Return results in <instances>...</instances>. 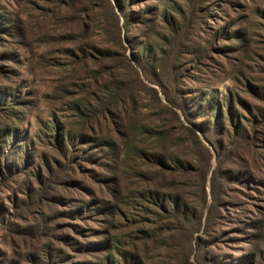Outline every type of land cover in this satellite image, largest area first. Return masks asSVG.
Listing matches in <instances>:
<instances>
[{"label":"rangeland","instance_id":"obj_1","mask_svg":"<svg viewBox=\"0 0 264 264\" xmlns=\"http://www.w3.org/2000/svg\"><path fill=\"white\" fill-rule=\"evenodd\" d=\"M216 2L207 3L206 18L172 32L163 12L180 22L183 0H170L176 10L164 0H0V88L26 102L18 118L4 112L13 103L1 106L0 128L17 124L40 153L50 149L35 136L43 138L54 121L88 136L84 149L94 147L92 137L112 139L124 160L111 175L118 177L119 208L129 210L133 193L148 187L178 194L202 219L194 234L192 225L180 231L152 214H142L141 223L117 219L112 234L142 264H264V229L251 225L264 222V0ZM227 24V35L240 31L246 41L215 36ZM141 43L154 50L142 67ZM136 146L144 156L162 154L169 167L147 156L134 162ZM32 161L0 185V264H46L49 254L53 264L106 258V250L87 248L103 239L95 232L101 217L76 212L93 194L108 198L89 170L109 174L82 163L70 175L80 185L54 189L62 200L52 206L30 207L38 188ZM136 169L151 181L133 179ZM215 172L222 193L206 229ZM128 212V220L139 219L137 210Z\"/></svg>","mask_w":264,"mask_h":264},{"label":"trees","instance_id":"obj_2","mask_svg":"<svg viewBox=\"0 0 264 264\" xmlns=\"http://www.w3.org/2000/svg\"><path fill=\"white\" fill-rule=\"evenodd\" d=\"M183 1V5L176 7V5H170V0H164V3H168L167 7L169 9L176 10V8H178L179 12L182 14V20L179 22L170 14H168L166 9L164 10L162 17L168 25V30H171L172 32L181 30V27H185L187 23H193L196 17L202 20L206 18L205 15H210L212 12L207 3H211L213 0ZM122 3L125 5V2ZM216 3L218 5L222 4L221 0H217ZM182 9H186V12ZM261 14L264 16V12H261ZM0 21L3 22L2 17H0ZM229 25L230 24H227L225 27H222L221 30L215 34V36H226L229 33ZM1 29L8 30V32L11 34L13 33L11 28L6 27L5 29ZM13 29H15V27H13ZM227 37L231 39L239 38L244 42L246 41V37L242 36L240 31H234L230 35H227ZM140 48H142V50L139 54H137L136 63L142 67L141 62L149 61L152 58L154 50L152 45L148 43H141ZM5 56L3 54L0 57ZM154 61L156 62V58ZM151 63L152 60L148 64L151 65ZM155 67L156 65L154 67L151 66L152 69H155ZM142 69L145 71V68ZM181 100L183 101L185 107L184 113L188 118L189 112L187 110L185 100ZM168 101L175 103V101H173V99L169 96ZM8 102L13 103L14 106L4 112H9L10 116L15 114L13 117L15 118L16 116L18 118L19 115L22 114V109L24 108L26 102L17 95L16 90L7 86H2L0 88V107L2 105H6ZM230 105L231 104L229 101V106ZM15 106H20L21 110L18 112L10 111V109H14ZM77 111L81 112L80 109H77ZM15 120L13 123H19ZM207 126L208 125H206V127ZM186 129L190 131L192 135L191 137L197 139V135L193 129ZM42 133L43 138L39 135H36L35 138L43 139L42 141H44L45 145L48 147V149H50V152L40 153L35 148H33V138H30L28 131L21 130L17 124H5L2 128H0V138L5 141V145H0V178L2 179L0 185L10 180L18 173L22 167V163H26L29 160L32 161V159H34L35 153L37 152H39L41 160L38 163H35L34 161L32 162L34 163L33 178L35 184L38 185V188L33 195L28 196V200L33 201L30 207L44 205L52 206L58 201L62 200V198H58L51 193L54 189H57V187L60 186L80 185L76 181L70 180V175L76 173L75 168H81L82 163H87L88 165L96 167L101 171L107 172L109 175L104 173L102 174L94 169L89 170V173H91L90 178L93 179V181L97 183L99 187H102L104 190H106L108 198L102 199L96 197L95 194H93V197L95 198L89 201H83L82 207L76 212L78 214L82 211H90L93 214H98L96 217L100 216L102 219L98 220L100 222L101 230L95 232L99 233L103 239L89 244V247L87 248L91 247L93 250L98 252L106 250L109 255H107L106 258L97 259L96 264H142L140 258L135 253L121 248L120 239L112 234L111 226L117 221V219L122 218L126 222L141 223L146 220L142 214H152L158 219L160 217H164L165 219L169 220V224L172 223L174 229L177 228L180 231H185L188 226L190 227V225H192V228H190L192 234H194L202 227V219L200 217L196 218V215L183 202L182 198L178 194L164 192L161 189L151 190L152 188L148 187L134 192V195L129 198L130 202L125 203L129 207V210L135 209L138 211L137 217L139 219L133 217L131 221L128 220L129 210L125 211L118 207L119 203H123V201L121 202L122 198L120 199V195L122 196V194L117 188L118 177L111 176L117 168L118 161H121L122 164L124 161L123 158H121L122 156L117 142L112 139L106 141L92 137L89 140L93 143L94 147L91 149L89 146L88 148L84 149L82 148L81 142L86 141L88 136L77 130L63 129V127L56 121L47 125V131ZM134 150L135 151L132 153V159L134 162L137 159L135 158L136 156H138L140 160L151 157V162L153 164L161 165L164 168L169 167V165L166 164V158L162 154L150 156L145 154L147 156L146 157L143 155V150L139 149L137 146ZM217 177L218 174L215 172L212 178V195L214 202H212L209 212L210 214H208V216L205 218L204 227L206 229L211 225L213 214L218 208L217 200L220 198L222 193V185L219 180L215 185V179ZM133 179H139V181H151L146 174L139 171L138 169L135 170ZM118 223L124 224L123 222ZM251 225L256 230H261L262 228L264 229V222L260 220L253 221ZM43 230L44 228H42L41 232L39 233L40 235H42ZM32 233L37 234L36 231H32ZM250 235L261 237L260 233ZM52 259H54L53 256L49 254V256H47L46 264H51L53 262Z\"/></svg>","mask_w":264,"mask_h":264}]
</instances>
